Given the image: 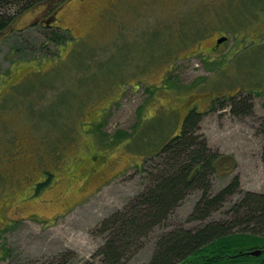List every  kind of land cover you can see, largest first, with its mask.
Listing matches in <instances>:
<instances>
[{
  "label": "rangeland",
  "instance_id": "374dc122",
  "mask_svg": "<svg viewBox=\"0 0 264 264\" xmlns=\"http://www.w3.org/2000/svg\"><path fill=\"white\" fill-rule=\"evenodd\" d=\"M116 1L39 4L0 32V264H54L70 250L99 262L102 219L142 190L189 108L205 111L209 146L234 159L212 190L240 180L209 219L264 193V0H185L169 13ZM43 14L58 26L32 25ZM55 32L67 37L57 44ZM220 34L229 39L214 49ZM248 94L252 114L220 106ZM97 154L106 165L89 168ZM200 193L139 235L123 264H148L162 235L199 226Z\"/></svg>",
  "mask_w": 264,
  "mask_h": 264
},
{
  "label": "trees",
  "instance_id": "16d2710c",
  "mask_svg": "<svg viewBox=\"0 0 264 264\" xmlns=\"http://www.w3.org/2000/svg\"><path fill=\"white\" fill-rule=\"evenodd\" d=\"M65 0H0V32L7 30L23 12L39 4L54 13ZM66 34L55 32L57 44ZM1 84V71H0ZM226 98V97H225ZM224 98V99H225ZM220 106L230 102L235 114H252L251 95L228 97ZM225 106V105H224ZM224 108V107H223ZM205 112L193 110L186 114L180 133L162 145L157 168L146 171L148 182L122 209H117L102 219L99 226L106 231L103 245L96 259H78L70 252L59 255L54 264H123L129 246L139 235L148 232L164 221L173 209L193 189L201 191L190 219L199 220L195 228H182L162 235L148 264H227L247 261L239 256L245 250L264 247V193L246 192L230 208L229 220L209 219L232 194L240 190L238 176L232 177L218 191H213L210 177L213 173H230L234 168L231 154L213 150L202 133L198 132ZM264 139V117L260 122ZM264 159V146H263ZM224 164V165H222ZM220 166V167H219ZM224 168V169H223ZM251 264L264 260L252 256Z\"/></svg>",
  "mask_w": 264,
  "mask_h": 264
},
{
  "label": "flooded vegetation",
  "instance_id": "af4514ba",
  "mask_svg": "<svg viewBox=\"0 0 264 264\" xmlns=\"http://www.w3.org/2000/svg\"><path fill=\"white\" fill-rule=\"evenodd\" d=\"M132 1L133 0H117L115 2V4H119L121 6L124 2L131 3ZM136 2L129 4V8H132L133 5H136V6H139L140 5L141 8L148 7V6H153L154 8H157V9L159 7H161V12L169 13L171 11L172 12L177 11L178 10L177 7L179 5H180V7H182L183 6V3L185 2V0H137ZM25 12H23L21 14H24ZM55 13H57V10H56ZM21 14L16 18L15 21H17V19L19 17H21ZM56 17H57V15H52V19H51V21H49L48 19L45 18L44 14H43V15H40V18H38L36 21H34V23H32V25L42 24L44 27H47V28H49V27H52V28L53 27H57L58 24L56 25V22H57ZM13 24H14V22L11 24V26ZM224 36H226V35L225 34H220L219 36L216 37L214 49L215 48L217 49L220 44L225 43L224 41L221 42L219 40L221 37H224ZM0 86H1V84H0ZM213 104H214V102H213ZM193 110H197V109L195 107L189 108V110L187 112H185V115L186 114H189ZM197 111H201V110H197ZM185 115L183 116V120H184ZM86 140H88V139H86ZM88 148L91 149V146H89ZM31 156H32V153L31 154H25L21 158L22 159L21 160L22 161V164L25 165L27 168H32L30 166V164L27 165V160ZM96 158H99L101 160H99V159L97 160ZM93 159H94L93 161L95 163L92 162V164H91V166L89 168H101V167H104L106 165V161H107L106 155H104V157H103V156H100V155L97 154L96 157L93 156ZM98 161H100V162H98ZM97 166H99V167H97ZM84 183H86V182L84 181ZM263 250H264V247H263ZM239 256H242V257L246 258L247 261H236L235 263L228 262L227 264H251V261L252 260H250V258H252V256L261 257V258L264 259V251L261 254H259V255H251L249 253H246V251H245V253H240ZM257 264H264V260H262L261 262H259Z\"/></svg>",
  "mask_w": 264,
  "mask_h": 264
},
{
  "label": "water",
  "instance_id": "95a60500",
  "mask_svg": "<svg viewBox=\"0 0 264 264\" xmlns=\"http://www.w3.org/2000/svg\"><path fill=\"white\" fill-rule=\"evenodd\" d=\"M227 39H228V37L224 36V37H221L219 40L222 42V41H226ZM261 252H262V250L259 248L249 251V253L255 254V255L260 254Z\"/></svg>",
  "mask_w": 264,
  "mask_h": 264
}]
</instances>
